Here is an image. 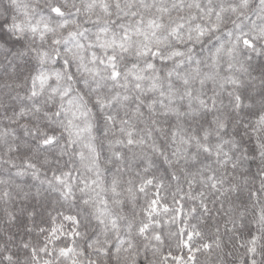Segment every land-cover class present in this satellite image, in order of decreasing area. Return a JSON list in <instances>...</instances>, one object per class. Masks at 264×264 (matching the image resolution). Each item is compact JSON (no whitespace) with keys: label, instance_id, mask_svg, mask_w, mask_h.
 Masks as SVG:
<instances>
[{"label":"snow or ice","instance_id":"snow-or-ice-1","mask_svg":"<svg viewBox=\"0 0 264 264\" xmlns=\"http://www.w3.org/2000/svg\"><path fill=\"white\" fill-rule=\"evenodd\" d=\"M0 54V264H264V0H0Z\"/></svg>","mask_w":264,"mask_h":264},{"label":"trees","instance_id":"trees-1","mask_svg":"<svg viewBox=\"0 0 264 264\" xmlns=\"http://www.w3.org/2000/svg\"><path fill=\"white\" fill-rule=\"evenodd\" d=\"M0 64H3V58H2V54H0ZM3 68L0 67V76H2L3 74ZM4 172L2 169H0V177L4 176ZM17 183H23L26 187L25 190H28L27 186L34 184L35 182L31 180L30 177H25L23 180L17 179ZM32 191L34 192L35 189L33 188ZM15 195V193H14ZM24 204H27L29 207H31L32 205L36 204V201L34 200H29V201H23L19 196L16 197L9 205L10 208H12V210L17 211L19 210L20 207H22ZM37 209L39 211V215L36 217L37 222L41 221V216L44 217V221L43 223H41V226L43 227H50V223L47 222V212L44 211L43 209H40L39 205H36ZM2 208L3 205L0 204V243H3L4 240V235H5V231H7L8 233H15L17 235V239H19L20 235H24V233L19 230V226L18 225H14L9 227L7 224H5L4 222V218H3V212H2ZM55 214V213H53ZM21 219H23V217H21ZM211 223V221H210ZM173 230H175V226H173ZM25 238H27L25 236ZM168 242L166 241V244ZM173 246L175 245V240L173 239L172 241ZM200 259L203 261L204 257L200 256Z\"/></svg>","mask_w":264,"mask_h":264}]
</instances>
